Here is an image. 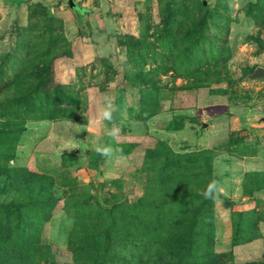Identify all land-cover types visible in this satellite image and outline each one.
<instances>
[{
	"label": "rangeland",
	"instance_id": "obj_1",
	"mask_svg": "<svg viewBox=\"0 0 264 264\" xmlns=\"http://www.w3.org/2000/svg\"><path fill=\"white\" fill-rule=\"evenodd\" d=\"M41 61L67 100L26 116L0 162L18 185L47 180L38 196L0 176V204L37 222L31 261L264 262V78H247L264 70V0H0V92ZM200 151L217 186L201 208L183 198Z\"/></svg>",
	"mask_w": 264,
	"mask_h": 264
},
{
	"label": "trees",
	"instance_id": "obj_2",
	"mask_svg": "<svg viewBox=\"0 0 264 264\" xmlns=\"http://www.w3.org/2000/svg\"><path fill=\"white\" fill-rule=\"evenodd\" d=\"M49 68V63L44 61L34 63L29 72L25 73L23 70V72L13 74L11 84L3 92H0V118H2L0 122V162L12 160L15 144L24 131L26 116L31 115L35 120L56 119V108L66 102L67 99L63 97L60 87L50 85ZM32 81L36 82L35 85L32 84ZM39 95L42 98L40 102H38ZM209 155L208 151H200L194 156L195 158L185 161L193 164L192 168L196 170L193 178L196 179L198 184H196V191L193 194L183 198L188 197L191 202H200V208L204 204H210L211 206V201L202 195L212 182L209 165L211 158ZM179 170L180 175H176L177 179L185 178L182 174L184 169ZM18 174L19 172L16 170L0 167V176L5 179V182L15 183L14 178ZM27 175L31 177V182L28 184L19 183V185L15 183L9 185L8 188L17 192H24L25 187L33 184L36 187V194L41 196L39 192L43 190L45 181H47L46 178ZM203 184L204 187L199 189ZM176 185L178 186L179 184ZM257 190L253 189L251 192ZM197 211L199 210L196 209ZM8 212H12L18 217L13 228H10V222L7 217ZM29 212L28 205L0 204V264H35L27 254L32 253L38 245L37 222L35 223L28 215ZM194 224L195 222L192 223V225ZM199 262L195 264H226L211 249L199 256ZM180 264H184L183 259H180ZM261 264H264V262Z\"/></svg>",
	"mask_w": 264,
	"mask_h": 264
},
{
	"label": "clouds",
	"instance_id": "obj_3",
	"mask_svg": "<svg viewBox=\"0 0 264 264\" xmlns=\"http://www.w3.org/2000/svg\"><path fill=\"white\" fill-rule=\"evenodd\" d=\"M103 116L105 118H109L110 117V113L108 111H105L103 113ZM97 151L98 152H103V153L106 154L108 152V149H100V148H98ZM216 187H217L216 186V182L215 181L211 182V184L208 185L207 190L205 192H203L202 195H204L206 198H209L211 196V194L216 191Z\"/></svg>",
	"mask_w": 264,
	"mask_h": 264
},
{
	"label": "water",
	"instance_id": "obj_4",
	"mask_svg": "<svg viewBox=\"0 0 264 264\" xmlns=\"http://www.w3.org/2000/svg\"><path fill=\"white\" fill-rule=\"evenodd\" d=\"M69 7L73 9V6L71 4V1H69ZM250 80L254 79H261L264 78V70L260 67H256L250 75L247 77ZM201 127H204V124L201 125Z\"/></svg>",
	"mask_w": 264,
	"mask_h": 264
},
{
	"label": "crops",
	"instance_id": "obj_5",
	"mask_svg": "<svg viewBox=\"0 0 264 264\" xmlns=\"http://www.w3.org/2000/svg\"><path fill=\"white\" fill-rule=\"evenodd\" d=\"M256 195H258V193H255L253 196H256Z\"/></svg>",
	"mask_w": 264,
	"mask_h": 264
}]
</instances>
